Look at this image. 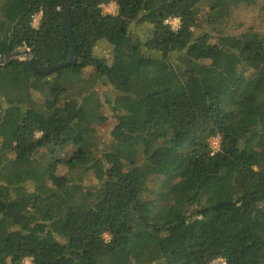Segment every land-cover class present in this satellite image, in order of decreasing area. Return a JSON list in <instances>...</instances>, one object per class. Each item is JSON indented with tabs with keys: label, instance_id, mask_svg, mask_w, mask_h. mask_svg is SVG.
<instances>
[{
	"label": "trees",
	"instance_id": "16d2710c",
	"mask_svg": "<svg viewBox=\"0 0 264 264\" xmlns=\"http://www.w3.org/2000/svg\"><path fill=\"white\" fill-rule=\"evenodd\" d=\"M249 1L68 0L74 64L0 66V264H264V33L223 27ZM24 44L67 60L62 0H0V55Z\"/></svg>",
	"mask_w": 264,
	"mask_h": 264
},
{
	"label": "rangeland",
	"instance_id": "374dc122",
	"mask_svg": "<svg viewBox=\"0 0 264 264\" xmlns=\"http://www.w3.org/2000/svg\"><path fill=\"white\" fill-rule=\"evenodd\" d=\"M203 9V8H201ZM104 13L112 14L116 12V6L113 2H110L105 5L103 9ZM173 29L177 28L178 20L172 19L169 23ZM225 34L228 35H237L239 33L251 30L257 32L259 34L264 33V0H250L247 3L240 4L237 8L232 10V13L229 19L226 21L225 26ZM212 37L213 41H215V37L217 34L213 32L211 29L206 30ZM150 32V26L147 24H133L131 27V33L133 37H140L141 39H145ZM109 47L105 42H101L98 44L92 54L98 58H108L109 57ZM88 72V71H87ZM100 90V89H99ZM99 90L97 91L99 93ZM101 93V92H100ZM108 93V92H107ZM109 94V93H108ZM106 114L108 112L105 110ZM109 119L108 121L101 127L97 129V137L98 142H101L105 145V147L110 149L118 150L119 148L114 147L110 144L111 140L109 137V131L112 127V118L108 114ZM218 138H212L210 140V146L212 151H216L218 149ZM65 157V151L61 154ZM24 167V164L21 166H14L13 172L20 173L21 171L19 168ZM58 175H65L69 176L68 169L64 165H59L57 168ZM75 178V180L85 188H90L95 185V180L93 179L90 172H87L83 169H74L71 172V176ZM29 177V176H28ZM27 177V178H28ZM156 180L149 182L148 189H152L155 186ZM107 240L108 238L105 237ZM217 261V260H216ZM23 264H32L30 259H24ZM216 264H221L218 261Z\"/></svg>",
	"mask_w": 264,
	"mask_h": 264
},
{
	"label": "water",
	"instance_id": "95a60500",
	"mask_svg": "<svg viewBox=\"0 0 264 264\" xmlns=\"http://www.w3.org/2000/svg\"><path fill=\"white\" fill-rule=\"evenodd\" d=\"M62 11H63L66 35H67L69 45H70V54L66 61L58 63V64L50 65V66H44V67L37 66L33 63L31 52L24 44L23 47L18 48L15 52L9 55H6V56L0 55V66L5 65L8 61H13L17 59V60L24 61L26 64H28L35 73L41 74V75H47V74H51L52 72L60 68H64L66 66H70L74 64L76 61V51H75V43L72 38L71 27H70L68 0H62Z\"/></svg>",
	"mask_w": 264,
	"mask_h": 264
},
{
	"label": "built area",
	"instance_id": "2783aa9c",
	"mask_svg": "<svg viewBox=\"0 0 264 264\" xmlns=\"http://www.w3.org/2000/svg\"><path fill=\"white\" fill-rule=\"evenodd\" d=\"M105 5H106V4H105ZM105 5H101L102 12L104 11L103 9H104ZM115 6H116V5H115ZM103 13H104V12H103ZM115 13H116V12H115ZM115 13H112V14H115ZM104 14H106V13H104ZM39 20H40V14L34 15V16L32 17V26H33V27H37ZM171 20H172V19L168 20L167 23H170ZM178 25H179V22H178ZM178 25H177V27H178ZM105 237L108 238L107 235H104V239H105ZM105 240H106V239H105ZM107 240H108V239H107ZM218 261H220L221 264H224L223 260H219V259H218L217 261L215 260V261L211 262L210 264H216Z\"/></svg>",
	"mask_w": 264,
	"mask_h": 264
}]
</instances>
